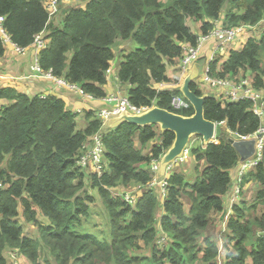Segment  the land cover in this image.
Wrapping results in <instances>:
<instances>
[{
	"label": "trees",
	"instance_id": "trees-1",
	"mask_svg": "<svg viewBox=\"0 0 264 264\" xmlns=\"http://www.w3.org/2000/svg\"><path fill=\"white\" fill-rule=\"evenodd\" d=\"M227 2L228 11L221 13ZM59 11L49 20L46 0H0V15L15 45L27 48L44 33L49 46L40 53L43 71L95 99L106 97L115 42L133 39L137 48L123 57L118 72L130 102L141 108L156 100L161 109L186 116L191 107L176 111L170 106L180 93L158 92L156 86L169 81L168 70L177 67L183 47L197 44L187 20L201 22L203 35L216 21L230 29L264 24V0H59ZM5 52L0 38V59ZM211 71L222 79L251 75L254 88L264 94V30L241 50L230 47ZM191 90L204 94L196 83ZM2 100L11 105L0 108V264H7V250L30 264H264V152L262 161L239 178V156L227 142L231 132L248 137L264 126L251 101L206 99L204 116L224 123L223 139L204 145L197 138L190 166L167 174L165 195L146 190L131 207L114 190L152 181L148 167L171 146L172 133L128 123L103 130L97 109L79 115L55 96L5 88ZM98 132L106 163L101 178L74 163ZM240 181L258 190L251 201L240 192L238 203L230 205L231 187ZM96 198L108 220V242L79 230ZM25 224L35 226L37 236L25 231ZM210 227L214 236L207 234Z\"/></svg>",
	"mask_w": 264,
	"mask_h": 264
},
{
	"label": "built area",
	"instance_id": "built-area-1",
	"mask_svg": "<svg viewBox=\"0 0 264 264\" xmlns=\"http://www.w3.org/2000/svg\"><path fill=\"white\" fill-rule=\"evenodd\" d=\"M46 9L49 12L50 20L53 16L60 12L59 0H46ZM4 24L5 17L0 15V38L3 45L5 47H13L16 53L24 55L27 48L18 47L12 42L11 37L8 35ZM254 29V27L248 25L239 26L234 29L223 28L219 25V21H216L215 28L208 31L205 35L201 34L199 37H197L198 40L195 46L186 45L183 47V52L178 67L179 72L176 73L177 75L173 80L170 79L168 82H162L161 84H158L156 86V90L158 92L177 91L184 78L186 77L188 70L195 62L199 61V54L205 50V45H208V47L212 48V54L208 59H206L205 57L202 58L204 59V63L201 67L202 72L200 75V79L203 86L211 90L216 95V97L227 102L237 103L245 100L251 101L253 103L254 113L259 118H264V95L254 88L250 78L241 77L239 79H222L214 76L211 71V66L215 62V60L222 54H224L228 50V48L236 42L238 37L244 33V31ZM48 46V42L45 40L43 32L34 36V40L31 45L34 55L31 64V73L33 77L47 80L59 89H65L70 92H74L84 102L100 101L101 103H103L105 106L99 109L96 113L97 119H99L103 123V126L106 124L108 118L110 117L117 116L123 112H126L129 115H136L147 111L157 105L156 100H154L151 103L150 107L138 108L130 102L127 93L122 94L121 91L100 99H95L92 95L85 93L80 87L68 83L61 77L52 75L51 72L43 71L40 65V53L44 51ZM170 106L176 111L188 110L191 107L189 102H187L181 94L171 97ZM217 125L221 126L224 125V123H217ZM240 137L243 141L254 139L255 152L252 157L241 163L237 174L239 178H241L249 170L255 168L262 161L264 152V126L259 127V129L251 136ZM191 144L192 142L190 143L189 148L184 152L182 158L167 167L166 176L163 177V179L160 181L158 179L160 159L158 161H153V163L148 167V169L153 174L152 181H150L146 185L138 184L136 187H133L131 191H129L128 189L125 190L121 195L123 200L129 206L133 207L141 194L146 190L154 191L158 189L164 196L166 193V187L168 186L167 174L173 170L175 163L182 162L188 158ZM104 154L105 148L103 143V135L101 134V132H98L81 148L78 156L74 160L75 168L82 172L91 170L93 175H95L97 178H101L106 173ZM239 194V187L234 188L230 205L238 201ZM230 213L231 212L229 210L228 214ZM224 226L225 223H223V227ZM223 232L224 228H222L221 233ZM261 234L264 236V232ZM162 241L164 240L162 239ZM12 264L19 263L14 261Z\"/></svg>",
	"mask_w": 264,
	"mask_h": 264
},
{
	"label": "water",
	"instance_id": "water-1",
	"mask_svg": "<svg viewBox=\"0 0 264 264\" xmlns=\"http://www.w3.org/2000/svg\"><path fill=\"white\" fill-rule=\"evenodd\" d=\"M204 63L195 62L188 70L187 76L177 91L191 105L193 113L189 116L161 109L157 105L153 108L136 115H129L123 112L117 116L108 118L103 130L114 129L124 123L133 124L139 127L156 126L160 134L170 132L174 135L171 146L165 151L159 160V181L166 176L167 167L183 157L186 149L194 138H200L204 145L216 142L217 123L209 121L204 116V102L211 95H195L191 85L199 77L200 69ZM227 142L237 152L239 161L244 162L254 155L255 140H241L236 133H230Z\"/></svg>",
	"mask_w": 264,
	"mask_h": 264
},
{
	"label": "crops",
	"instance_id": "crops-1",
	"mask_svg": "<svg viewBox=\"0 0 264 264\" xmlns=\"http://www.w3.org/2000/svg\"><path fill=\"white\" fill-rule=\"evenodd\" d=\"M226 11H228V7L226 8ZM224 17V16H223ZM221 20V19H220ZM222 21V20H221ZM221 24V22H220ZM223 26V25H222ZM201 28V26H200ZM199 30L196 33H193L196 37H199L201 35V31ZM262 31L264 30V24H260L259 26L256 27L255 32L257 31ZM128 41V40H127ZM123 42L121 40H117L115 45H114V53L115 56H122L124 57L125 55L131 54V53H127L124 54V49L122 48L123 46ZM186 46V45H185ZM132 45H129V47L127 49H131ZM231 49L234 50H240V48H234L233 45L231 46ZM223 55V54H222ZM221 55V56H222ZM220 56V57H221ZM33 52H32V47L29 46L27 47L26 53L24 55H21L19 53H16L13 49V47H6V52L5 55L3 56V58L0 59V90L5 89V88H9V89H13L15 90L18 94H33V95H38L41 97H46V96H55L59 99H62L63 101H65L67 107L74 111L75 113H78L79 115H83V112H85V110H89L90 109H97V111L101 108H103L105 105L103 103H101L100 101H94V102H84L79 96L76 97V95L72 92H69L68 90L65 89H59L58 87H56L55 85H53L51 82L44 80V79H38L33 77L32 73H31V64L33 61ZM70 57V55H69ZM113 63V62H112ZM173 70V69H171ZM118 71V70H117ZM111 73V67L109 69V71L107 72V85L105 87L106 90V96H109L111 94H115L119 91L122 92V94L127 93V91H124V88L126 87L128 90V85L126 84H120L118 81V76L116 79L111 80L109 75ZM263 94V92H261ZM264 95V94H263ZM11 105V102L9 101H0V108L3 107H8ZM225 127V125L223 126ZM225 131H227V128L225 127ZM216 143H219V139L216 138ZM189 156L187 159H185L182 162H177L174 165V169H177V166H180V170H178L177 172H182L181 169L183 164L184 167L185 166H190L188 164V160H189ZM242 162L239 161V168ZM182 164V166H181ZM238 168V170H239ZM237 170V173H238ZM91 170L85 171L86 174L92 173L90 172ZM236 173V175H237ZM138 184H132V187H136ZM239 187L240 192L243 193L244 196H242L244 199H246V201H251L254 197L255 194L258 190V186L254 183L252 184H248V185H244L241 186L240 185H236V183L233 184V186L231 187V190L229 192V197L231 201L232 195H233V189ZM127 190V187L124 189L122 188V186H118L115 190L114 193H116L117 195H121L122 191ZM86 191L89 192L90 196L93 197L94 196V191H92L89 187L86 188ZM228 197V199H229ZM239 201V200H238ZM228 202V200H225V205ZM238 203V202H236ZM94 207L98 208L99 214L102 213L104 214L100 201L98 198L95 199L94 204L91 206L90 209V217L93 214L96 215L97 213L94 212ZM227 209V213L228 210H230V207L227 205L225 206ZM93 209V210H92ZM98 218V217H97ZM99 220V219H98ZM86 223V221H85ZM95 225L93 226L94 228L97 227L98 225V221L93 222L92 224ZM108 223V222H107ZM33 227L31 225L25 224L24 225V230H31L32 231ZM16 254L14 251L12 250H7L5 252H3V258L5 259L6 263H9L11 261V257L12 255ZM221 257H223L221 255ZM19 263L20 264H30L29 261H27V259L25 258H19Z\"/></svg>",
	"mask_w": 264,
	"mask_h": 264
},
{
	"label": "rangeland",
	"instance_id": "rangeland-1",
	"mask_svg": "<svg viewBox=\"0 0 264 264\" xmlns=\"http://www.w3.org/2000/svg\"><path fill=\"white\" fill-rule=\"evenodd\" d=\"M227 7H228V2L225 5V7L221 10V13H225ZM187 25H188V27L191 29V31L193 33H196L199 30L200 26H201V22L193 20V19H188L187 20ZM259 34H260L259 30L257 32H255V30H248V31L246 30V31H244V33L242 35H240L238 37L236 42L233 44V47L234 48H240V50H241L242 47L246 44V42L250 38L258 36ZM129 45H132L131 49H127L129 47ZM122 48L125 50L124 54H127V53L133 52L137 48V46H136L135 41L133 39H130L128 41H124L123 42ZM211 54H212V48L208 47V45H205V50L202 51L199 54V58H198L199 61H197V62H200L202 64V60H204L202 58L205 57L206 59H208ZM123 60L124 59H123V57L121 55L118 56V57L115 56V58L113 60V63L111 65V73L109 75L111 80H114V79L117 78L118 72L120 70V66H121V63L123 62ZM180 60H181V57H180ZM180 60H179V63L177 65V67L174 70H171L172 68H170L168 70L169 79L173 80L174 77L177 75L176 73L179 72L178 67H179V64H180ZM201 72H202V70L200 69L199 77L195 80V83L198 85V87L201 89V91L204 94L214 95L216 97V95L211 90H209L207 87L203 86V84L201 82V79H200ZM249 77L252 78L251 75H249ZM124 91H127L126 87L124 88ZM72 93H74V92H72ZM74 94L77 97V94L76 93H74ZM224 134H225V127L218 126L217 130H216V138H218L219 140H222ZM191 142H193V144H191V147H195L196 145H198L200 143L197 140V138L194 139ZM185 164H183V166ZM181 166H182V164H181ZM178 170H180V166H177L176 171H178ZM181 170L183 171V169H181ZM241 182L242 181H240V184H241ZM132 188L133 187L131 185L129 187H127V189L129 191H131ZM93 211L96 212L97 214L94 215V216L92 214L91 217H89V219L86 220V223L85 222L83 223V225L79 228L80 232L83 233V234H87V235L93 236V237H95L97 240H99L101 242L110 241V230H109V225L107 223L108 220H107L106 215L102 214V213L99 214V211H98L97 207H94ZM95 221H98V225H97V227L94 228L93 226L95 225V223L94 224H92V223L95 222ZM31 226L33 227V225H31ZM207 231H208L207 232L208 235L214 236V232H213L214 231V227H210L209 230H207ZM221 232L219 233V236H221ZM32 234L35 235V236H37V234H38L35 226L32 229ZM130 251L131 252H135L134 249H131ZM145 255L147 256L148 259L151 258V253L150 252L145 253Z\"/></svg>",
	"mask_w": 264,
	"mask_h": 264
},
{
	"label": "clouds",
	"instance_id": "clouds-1",
	"mask_svg": "<svg viewBox=\"0 0 264 264\" xmlns=\"http://www.w3.org/2000/svg\"><path fill=\"white\" fill-rule=\"evenodd\" d=\"M219 25L221 26V27H223L221 24H220V22H219ZM243 26V25H242ZM256 27L257 26H255L254 28V30H256ZM223 28H226V27H223ZM232 46V45H231ZM230 46V47H231ZM229 47V48H230ZM228 48V49H229ZM191 69V68H190ZM187 76V75H186ZM247 78H250V77H247ZM170 80V79H169ZM250 80L252 81V78H250ZM70 92V91H69ZM44 98H45V96H44ZM158 106V105H157ZM221 126H223V125H221ZM194 139H196V138H194ZM194 139H192V141L194 140ZM200 139V138H199ZM217 141V140H216ZM216 143V142H215ZM217 144V143H216ZM238 174V173H237ZM237 177H238V175H237ZM124 192V190L122 191V193ZM122 195V194H121ZM121 195H118L119 197H121ZM122 198V197H121ZM222 228H224L223 226H222ZM225 230V229H224ZM19 258H24V257H22V256H20V255H17V254H14V255H12V257H11V261L9 262V263H7V264H12L14 261L15 262H18L19 263ZM20 264V263H19Z\"/></svg>",
	"mask_w": 264,
	"mask_h": 264
}]
</instances>
